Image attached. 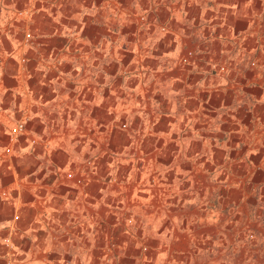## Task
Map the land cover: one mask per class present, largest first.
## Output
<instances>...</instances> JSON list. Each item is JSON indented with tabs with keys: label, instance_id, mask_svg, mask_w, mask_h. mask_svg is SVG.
<instances>
[{
	"label": "crops",
	"instance_id": "obj_1",
	"mask_svg": "<svg viewBox=\"0 0 264 264\" xmlns=\"http://www.w3.org/2000/svg\"><path fill=\"white\" fill-rule=\"evenodd\" d=\"M0 264H264V0H0Z\"/></svg>",
	"mask_w": 264,
	"mask_h": 264
},
{
	"label": "built area",
	"instance_id": "obj_2",
	"mask_svg": "<svg viewBox=\"0 0 264 264\" xmlns=\"http://www.w3.org/2000/svg\"><path fill=\"white\" fill-rule=\"evenodd\" d=\"M26 37L29 38L30 37V34L27 33L26 34ZM191 54H192V52L191 51H188L187 54H186V56L182 58V62L183 63H186L188 61V58L191 56ZM252 65H254L253 62H252ZM217 70L219 72H224L226 70V68H225L224 65H220V66L217 67ZM123 126H125V125L123 124ZM24 128H25V122H22V121L21 122H18L11 129V134L12 135H18V134H20V133H22L24 131ZM67 175H68V177H72L73 176L72 173H68ZM76 181H77V183H81L82 182V180L80 178H77ZM5 241L7 243V242H9V239L6 238Z\"/></svg>",
	"mask_w": 264,
	"mask_h": 264
}]
</instances>
